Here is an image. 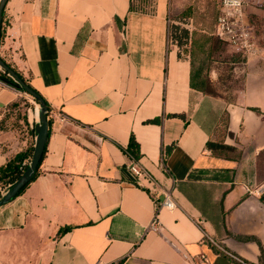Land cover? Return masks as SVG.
Segmentation results:
<instances>
[{"label":"crops","instance_id":"0c3cea01","mask_svg":"<svg viewBox=\"0 0 264 264\" xmlns=\"http://www.w3.org/2000/svg\"><path fill=\"white\" fill-rule=\"evenodd\" d=\"M176 2H7L0 57L51 128L40 174L0 207V264H264V0H247L257 51L232 102L191 88L169 43ZM23 99L0 81V167L34 145L39 107Z\"/></svg>","mask_w":264,"mask_h":264},{"label":"rangeland","instance_id":"374dc122","mask_svg":"<svg viewBox=\"0 0 264 264\" xmlns=\"http://www.w3.org/2000/svg\"><path fill=\"white\" fill-rule=\"evenodd\" d=\"M219 6V0H177L168 13L169 43L179 50L181 56L192 58L196 66L202 64L209 78L207 92L232 102L241 88L248 54L216 35ZM146 10L151 11L152 8ZM258 26L262 32L258 43L264 46V23L260 22ZM177 41L182 43L179 47ZM24 96L27 104L32 101L39 107L31 96L26 93ZM261 175L264 179L263 168ZM4 188L0 184V193Z\"/></svg>","mask_w":264,"mask_h":264},{"label":"trees","instance_id":"16d2710c","mask_svg":"<svg viewBox=\"0 0 264 264\" xmlns=\"http://www.w3.org/2000/svg\"><path fill=\"white\" fill-rule=\"evenodd\" d=\"M149 6H152V0H130V10L132 11H147V8H150ZM170 35V33H169ZM185 35H188V33L185 31ZM1 39V36H0ZM182 43L177 41V46L179 47ZM180 56V54H179ZM190 63H191V78H190V85L191 88L201 91L203 93H208L207 92V88L209 85V78L206 74V72L204 71V67L201 65L196 66L195 62L193 61L192 58L189 57ZM8 65V64H7ZM10 67V65H8ZM11 69H13L17 75L26 83L28 84L30 87L31 85L28 83V80L25 79L23 77V75H21L19 72H17L14 68L10 67ZM0 81L15 88L18 91H21L24 93V90L22 88H20V86L10 77L8 76L6 73H4L3 71H0ZM32 88V87H31ZM37 94H39L34 88H32ZM40 95V94H39ZM41 96V95H40ZM42 98V97H41ZM43 99V98H42ZM44 100V99H43ZM35 101V100H34ZM45 101V100H44ZM37 103V101H35ZM46 106H47V121H48V137H49V133H50V128H51V118H50V107L49 105L45 102ZM18 104H15V106H17ZM152 122H158V120H153ZM223 125L226 127V121H223ZM207 147L209 149H216V148H223V149H228L227 147H225L224 145H220L217 142H213V141H209L207 143ZM32 150H33V146L28 147V149L25 152L19 153L17 154L11 161H9L6 165L0 167V184L3 187H8L9 185H11L15 180L18 179V177L20 176V174L23 172V170L26 169V167L28 166L31 154H32ZM45 150L42 154V157L38 163V166L35 170L34 176L32 177V179L19 191V193L17 194V196L21 195L26 189L27 187L30 185L31 182H33L38 175L40 174L39 171V167L41 165V162L44 158L45 155ZM130 150L132 152L133 155L138 156V146L134 141V138H131L130 141ZM3 193H0V198L2 197ZM16 196V197H17Z\"/></svg>","mask_w":264,"mask_h":264},{"label":"built area","instance_id":"2783aa9c","mask_svg":"<svg viewBox=\"0 0 264 264\" xmlns=\"http://www.w3.org/2000/svg\"><path fill=\"white\" fill-rule=\"evenodd\" d=\"M219 14L216 20L215 31L216 35L228 42L229 44L245 50L247 54H253L257 51L255 42L253 41L252 28L247 18V1L246 0H219ZM131 172L137 179H145L153 184L150 175L142 169L136 162L129 166ZM160 206L166 209L175 208L174 201L166 196ZM153 231L160 232L159 221L156 217L150 225ZM231 258H234L240 264H247L239 260L230 253H227ZM203 258V257H202Z\"/></svg>","mask_w":264,"mask_h":264},{"label":"water","instance_id":"95a60500","mask_svg":"<svg viewBox=\"0 0 264 264\" xmlns=\"http://www.w3.org/2000/svg\"><path fill=\"white\" fill-rule=\"evenodd\" d=\"M9 0H0V36L2 25V13ZM0 69L10 76L19 86L24 90V93L31 96L39 105L38 122L35 125V141L33 145L32 154L28 166L20 174L17 180L9 185L7 191L0 198V207L13 200L19 191L32 179L38 163L44 152L47 139H48V121H47V106L45 101L37 94L28 84H26L17 73L11 69L0 57Z\"/></svg>","mask_w":264,"mask_h":264}]
</instances>
